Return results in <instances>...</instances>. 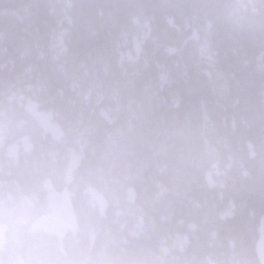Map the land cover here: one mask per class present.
Returning a JSON list of instances; mask_svg holds the SVG:
<instances>
[{
	"label": "trees",
	"instance_id": "1",
	"mask_svg": "<svg viewBox=\"0 0 264 264\" xmlns=\"http://www.w3.org/2000/svg\"><path fill=\"white\" fill-rule=\"evenodd\" d=\"M0 131V264H259L264 0H0Z\"/></svg>",
	"mask_w": 264,
	"mask_h": 264
},
{
	"label": "water",
	"instance_id": "2",
	"mask_svg": "<svg viewBox=\"0 0 264 264\" xmlns=\"http://www.w3.org/2000/svg\"><path fill=\"white\" fill-rule=\"evenodd\" d=\"M35 109L32 108L31 112ZM39 121L42 124V127H47V116L42 114L38 117ZM56 136V135H55ZM72 161L71 164H75V161ZM48 204L52 211V214L56 219L49 225V228L53 229L56 232H65L67 229L70 231H75L76 221L73 214L72 204L68 193H53L48 197ZM100 207L103 208L105 203L100 201ZM6 231V226H0V243L4 237ZM256 254L259 261V264H264V237L256 245Z\"/></svg>",
	"mask_w": 264,
	"mask_h": 264
},
{
	"label": "rangeland",
	"instance_id": "3",
	"mask_svg": "<svg viewBox=\"0 0 264 264\" xmlns=\"http://www.w3.org/2000/svg\"><path fill=\"white\" fill-rule=\"evenodd\" d=\"M48 128L47 130H53V126L49 123V125L47 126ZM2 136H1V131H0V148L2 147ZM55 218L52 216V214H47L43 217H41L37 222H36V227L40 228V229H48V226L50 223L53 222ZM181 241V239H180Z\"/></svg>",
	"mask_w": 264,
	"mask_h": 264
},
{
	"label": "bare ground",
	"instance_id": "4",
	"mask_svg": "<svg viewBox=\"0 0 264 264\" xmlns=\"http://www.w3.org/2000/svg\"><path fill=\"white\" fill-rule=\"evenodd\" d=\"M47 128H48V127H47ZM78 160H79V159H78ZM132 195H133V194L131 193V197H132ZM99 208H101V207L99 206ZM14 226H15V225H14ZM6 231H7V230H6ZM261 231H263V229H262ZM262 237H264V236H262ZM262 237H261V238H262ZM260 240H261V239H260ZM260 240H259V241H260ZM255 251H256V250H255ZM256 255H257V254H256Z\"/></svg>",
	"mask_w": 264,
	"mask_h": 264
}]
</instances>
